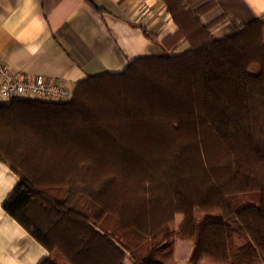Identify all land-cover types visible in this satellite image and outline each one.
I'll return each mask as SVG.
<instances>
[{
  "label": "trees",
  "instance_id": "obj_1",
  "mask_svg": "<svg viewBox=\"0 0 264 264\" xmlns=\"http://www.w3.org/2000/svg\"><path fill=\"white\" fill-rule=\"evenodd\" d=\"M161 2L178 27L164 42L187 51L90 77L68 103L0 105V161L20 176L4 209L41 264H168L174 220L214 198L190 264H264V16L217 40L213 4Z\"/></svg>",
  "mask_w": 264,
  "mask_h": 264
},
{
  "label": "crops",
  "instance_id": "obj_2",
  "mask_svg": "<svg viewBox=\"0 0 264 264\" xmlns=\"http://www.w3.org/2000/svg\"><path fill=\"white\" fill-rule=\"evenodd\" d=\"M91 1L100 11L85 0H0V60L21 75L76 88L90 77L122 73L138 58H167L190 48L187 42H164L178 27L161 0ZM188 1L194 10L213 4L201 21L220 20L212 28L217 40L264 16V0ZM19 183L20 176L0 161V264H41L49 251L4 209ZM194 251L192 246L186 263Z\"/></svg>",
  "mask_w": 264,
  "mask_h": 264
},
{
  "label": "built area",
  "instance_id": "obj_3",
  "mask_svg": "<svg viewBox=\"0 0 264 264\" xmlns=\"http://www.w3.org/2000/svg\"><path fill=\"white\" fill-rule=\"evenodd\" d=\"M75 88L67 83L44 76L21 75L0 60V105L11 106L15 101L68 103Z\"/></svg>",
  "mask_w": 264,
  "mask_h": 264
},
{
  "label": "rangeland",
  "instance_id": "obj_4",
  "mask_svg": "<svg viewBox=\"0 0 264 264\" xmlns=\"http://www.w3.org/2000/svg\"><path fill=\"white\" fill-rule=\"evenodd\" d=\"M183 51L177 52V55L182 54ZM245 202L250 206H259L260 204V194L258 192L251 193L245 196ZM213 204L204 209H197L194 212H191L187 215H180L177 220L174 221L172 227L175 230V253L172 261H176L173 264H190L186 263L185 259L187 257L188 252L191 250L192 246H196V241L198 237V229L199 225L203 219L210 217H219L221 215V204L219 198L213 199ZM216 204V205H215ZM214 205V206H213ZM243 242H245V238H241L236 236L235 238V247L238 248ZM185 254L184 256H182ZM57 264H68L67 260L60 256L55 255L54 258ZM169 260L168 264H172ZM178 261V262H177ZM185 262V263H184ZM203 264H215L212 262H204ZM254 264H262L261 260L258 258L257 261H254Z\"/></svg>",
  "mask_w": 264,
  "mask_h": 264
}]
</instances>
